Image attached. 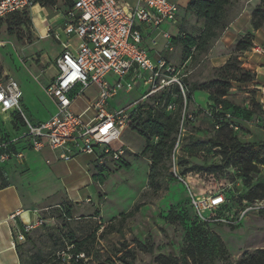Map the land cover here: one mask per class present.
I'll return each mask as SVG.
<instances>
[{"label":"rangeland","instance_id":"rangeland-1","mask_svg":"<svg viewBox=\"0 0 264 264\" xmlns=\"http://www.w3.org/2000/svg\"><path fill=\"white\" fill-rule=\"evenodd\" d=\"M124 1L134 5L137 0ZM231 1L227 9L226 23L235 19L243 7L242 22L247 21V18L251 21L252 12L260 0ZM55 5L60 7L61 2L56 0ZM39 9L44 11L47 21L54 17L58 18L59 22L60 18L62 19V14L55 13L52 5L47 4L45 7H35L32 12L24 15L22 22H17L12 18H4L0 21V79L5 81L12 79L19 84L24 95L21 106L32 124L47 119L56 110L54 101L47 95L45 89L50 84L54 73L52 66L58 54V48L52 38L40 39L46 20L42 21L36 12ZM186 12L185 7L179 5V14L188 17L189 14ZM243 37L238 35L237 38L234 36L231 38V43H227L230 45L227 55L239 56L242 67L251 71L249 66H254V61L259 56L250 49L243 54L236 53V45ZM259 45L262 44L259 43L257 46ZM214 47L215 44L211 48ZM260 47L264 49V46ZM221 50L213 56L226 57L224 49ZM223 52L224 56L221 55ZM208 55L199 56L197 61L187 68V71L194 70L189 78H185L188 84L194 81L206 82L214 78L220 68L208 64L206 58ZM170 56H175L180 61L181 48L176 47ZM259 86L256 79L254 83L247 86L234 83L227 97L232 106L238 108L233 117V123L237 127L235 135L240 142L245 144H264V117L258 105ZM148 89V87L139 85L131 93L121 92L109 101L107 110L132 113L142 103V97ZM199 96L197 94V97ZM83 99H88V97ZM82 104L83 101H79V105ZM209 107L210 105L204 109H198L193 102L186 111V116L191 115L193 120L184 126L186 131L182 133L176 154L177 157L188 159L189 166L222 162L219 151L213 149L208 143L209 138L217 135L221 125L218 123L219 128L216 127L217 124L213 120ZM12 122L11 114L0 112V137L16 136ZM25 132L26 128H23L19 135ZM191 136H194L197 141L193 142ZM145 145L144 138L135 134L128 124L119 143L112 145L114 149L122 146L127 151L125 164L115 163L111 157H107L105 167L101 170L93 165L95 155L76 156L85 161V164L81 166L80 178L86 170L91 168L89 174L93 181L90 188L89 183L85 182L82 189L85 194L81 193V199L77 201H70L67 194L61 190L60 183H56L57 181L49 176L48 171L40 170V167L37 169L30 167L29 172L26 162L16 166L20 161L14 159L1 164L0 186L3 178L10 180L7 174L12 176L15 171L16 177H12V182L33 205V209L40 211L39 215L43 221L41 227L36 228L26 237L21 249L23 264H33L37 256L43 257L44 261L53 255L62 256L68 260L69 257L63 254V251L70 245V232H74L78 238L94 232L97 234V242L92 247L94 264H123L117 261V258L125 252L122 246L124 243H128L130 248L134 249L135 264H160L156 261L159 256H172L179 259L178 264H191L186 250L190 242L188 226L177 217L176 210L188 204L190 193L201 195L206 192L208 195L210 192L213 194L222 192L230 199L224 211L232 215L233 212L243 208L241 196L248 191V187L241 177L239 167L231 166L224 172L212 175L194 171L183 176L181 171L185 167L177 166L178 158L173 157L172 167L165 174L162 188L156 192L148 183L150 161L141 156ZM37 158L38 156L31 155L26 160L30 163ZM262 158H264V148L260 151L259 159ZM12 164L15 165L14 169L10 168ZM50 168L61 170L64 175L68 165L63 162L56 164L52 160ZM259 171L260 173L254 177L252 184L259 177L264 179V166H259ZM174 172H178L183 180L177 179ZM101 173L105 174L106 178L103 184H99L95 179ZM85 186L88 187L85 188ZM28 191L33 194L32 197ZM136 206H139V210L132 217L123 223L116 221ZM61 208L70 209L73 212V219H66L60 213ZM189 222L194 221L189 218ZM111 224L115 228L112 233H110L113 230L110 228ZM98 228L100 230L97 232ZM209 229L205 244L212 257L211 264H227L229 260L235 263L242 259L245 252L252 253L264 248V215L252 213L236 226L213 225ZM103 230L106 233L101 236ZM137 241L147 247L152 246V251H142L137 247Z\"/></svg>","mask_w":264,"mask_h":264},{"label":"built area","instance_id":"built-area-1","mask_svg":"<svg viewBox=\"0 0 264 264\" xmlns=\"http://www.w3.org/2000/svg\"><path fill=\"white\" fill-rule=\"evenodd\" d=\"M54 12L62 14L63 23L54 17L48 20L44 35L40 39L52 38L62 47L54 60L57 74L45 89L56 103L57 110L45 123L32 124L26 117L21 100L23 92L15 80L0 79V112L19 113L25 123L26 132L0 142V164L24 159L23 151L12 150L13 146L27 145L28 149L41 153L45 148L51 151L64 149L60 159L69 162L78 155H95L94 167H105L107 157L115 163L124 162L127 151L124 147L114 149L119 143L132 113L128 111L109 112V101L121 92L131 93L139 85L148 87L142 103L152 96L177 85L185 99L184 84L186 62L176 66L164 57L153 59L151 50L145 44L141 28L151 35V45L156 47L160 39L166 44L164 51L173 52L172 36L162 31L166 23L177 24L179 6L169 0H137L130 5L123 0H58ZM41 5L37 0H0V20L16 13L32 12ZM153 36V37H152ZM254 53L264 57V49L254 45ZM113 77L115 80L111 81ZM92 87L98 90L96 99L86 111H93L94 117L86 121L81 114L73 111L74 102ZM259 101L264 117V86L260 89ZM186 100H184L185 119ZM169 111L175 110L171 104ZM188 117V118H187ZM230 118V115H227ZM237 130V127H232ZM183 122L175 150L179 148ZM91 168L89 169V171ZM177 179L183 178L174 172ZM230 199L222 192L208 195L190 193L189 205L193 214L203 224L236 226L249 214L264 215V199L242 202L243 208L236 212H225ZM230 209V208H229ZM12 218H15L13 216ZM43 224L40 216L32 224L24 225V232L31 233ZM17 229L13 246L25 242V234ZM13 234V232H12Z\"/></svg>","mask_w":264,"mask_h":264},{"label":"trees","instance_id":"trees-1","mask_svg":"<svg viewBox=\"0 0 264 264\" xmlns=\"http://www.w3.org/2000/svg\"><path fill=\"white\" fill-rule=\"evenodd\" d=\"M37 2L42 7H45L47 4L54 6L56 0H37ZM230 5L231 0H191L189 2L187 11L194 14L198 20L204 21V28L198 37L185 34L175 38L174 43L176 45L180 44L183 47V64L188 61L192 64L197 61L199 56L208 54L214 42L221 37L229 24L226 23V20L227 9ZM29 13L30 11L16 13L7 18L22 22L24 15ZM251 25L255 31L263 28L264 0H260V4L253 10ZM253 37L254 35L249 32L241 38L236 45V53L243 54L247 52L248 49L252 51L254 48ZM255 79V73L242 67L239 56H231L227 63L217 70L214 78L206 82L190 85L187 80L184 79L186 88L185 99L180 88L174 85L138 105L133 111L128 124L145 140L146 145L141 156L146 157L150 161L148 183L151 188L156 192L161 190L165 174L171 169L172 158L175 157L178 158V163H176L177 166L185 167L181 171V175L183 176L194 171L197 173L205 172L212 175L224 172V170L231 166L239 167L241 169V177H243L248 187V191L241 196L242 202L244 200L255 201L264 199V179L259 177L256 179L255 183L252 184L254 177L260 173L259 166H264V158L259 159L260 151L264 148V144H245L237 139L235 130L232 127H236L233 123V117L236 111H238V108L232 106L227 99L234 83L247 86L254 83ZM196 91L209 94L211 101L209 110L211 111L213 120H215L217 124L216 127L219 128L218 123L221 124L217 135L208 139L209 145L213 149H217L222 157V162L220 164H195L189 166L190 162L188 159L177 157L176 154L175 147L181 133V124L183 122L184 127L190 122V119H185L183 121L184 100H186L187 103L186 112L189 105L193 102V94ZM171 104L175 106L173 112L168 110ZM258 105L262 114V108L259 102ZM227 115H230V118H228ZM12 117L13 128L15 132L18 133L25 127L24 120L19 113H12ZM10 138L11 136L0 137V142L8 141ZM191 140L193 142L197 141L194 136H191ZM28 147L29 146L23 144L13 146L12 150L15 152L19 150L24 151L28 149ZM1 154L2 151H0V156ZM120 164L125 163L120 162ZM99 169L103 170L104 168L102 167ZM95 179L99 184H103L106 180L105 174L101 173L96 176ZM8 181L5 177L3 178L0 190L9 186ZM138 210L139 206H136L129 213L116 219V221L119 220L120 223H123L126 219L132 217ZM60 213L68 220L73 219V212L70 209L64 210L61 208ZM175 213L181 222L188 226V237L190 238L189 245L186 249L188 260L191 261V264H211L212 257L205 243L209 235V228L214 224L201 223L193 214L189 205V200L186 206L180 207ZM191 214L193 215L192 217L189 216ZM189 218H192L194 222H189ZM110 228L113 229L110 231V233H112L115 228L112 224ZM17 229L24 232V225L17 224L13 226L12 232L15 239L17 237ZM99 230L98 228L97 232ZM119 232L121 233L120 230ZM102 233L101 236H103L106 231L104 232L103 230ZM24 234L26 241V237L29 233L24 232ZM96 242L97 234L95 232L81 238H78L74 232H70V249H68L69 247H65L63 251V254L69 257L68 260L62 256L53 255L48 260L44 261L43 257L37 256L33 264H94L92 247ZM24 243L25 242L18 243L16 241L15 249L19 255L21 264H23L21 249ZM136 243L137 247L142 251H152V246L147 247L138 241ZM122 246L125 252L120 258H117V261L123 264H135L136 256L134 249L130 248L128 243H124ZM156 261L160 264H178L179 259L172 256H159ZM227 264H264V248L257 249L252 253L245 252L240 261L234 263L229 260Z\"/></svg>","mask_w":264,"mask_h":264},{"label":"crops","instance_id":"crops-1","mask_svg":"<svg viewBox=\"0 0 264 264\" xmlns=\"http://www.w3.org/2000/svg\"><path fill=\"white\" fill-rule=\"evenodd\" d=\"M169 1L177 4L178 6L183 5L187 11V6L191 0H169ZM259 4H260V1L258 2L257 6ZM243 9L244 7L241 8V11L238 14V16L228 24L224 33L214 43L215 47L213 49L212 48L210 49V52L208 53L209 55L206 57L208 59V64L210 66L221 68L227 63V61L230 58V56L227 55V50L230 47V45H227V43L229 42L231 43V38L233 36L237 38L238 35L245 36L247 33L251 32L254 35L253 37L254 45L257 46L260 43L262 45H259V46H264V27L258 31H255L251 25V21L249 18H247L246 19L247 21L243 23L242 22V19L244 18ZM36 12H38L40 18H42V21L46 20L45 21V24H46L45 28H46L48 22H47V19H45V16L43 13L44 11L39 9ZM186 13L189 14L188 17L187 16L184 17L181 14H179L177 24L166 23L162 26V31L168 32L173 37L172 38L173 52L175 51L176 47L181 48V56L179 58L180 61H178L177 57L170 56V54L173 52H167L163 50L166 44V41L164 39H160L158 42V45L156 47H153L151 45L150 33L145 28L143 27L141 28L143 36H145V44L150 47L151 57L153 59L164 57L166 60H168L169 62H171L172 64L176 66L183 65V47L182 45H176L174 43L175 38L181 37L185 34L191 35L193 37H198L204 28V21L198 20L194 14L188 11ZM187 19H188V22H186ZM60 23H63V20L61 18H60ZM44 29L40 34V38L41 36L44 35V32H45ZM47 39L48 38H45V40ZM53 41H54L55 46L58 48V54L55 57L56 59L62 52V47L54 39ZM221 49H224L226 57H221V58L214 57L213 54H217L218 50L222 51ZM224 52L221 54L222 56H224ZM254 54L257 55L256 53ZM190 65L191 63L189 62L187 64V68ZM52 67L54 69V73L51 78V82L57 74L54 61H53ZM249 67H250V70L253 73H255L257 76L256 80H257V83H259L260 85L258 87L259 89L258 91H260V89H262L264 86V57L263 56L257 57L256 60L254 61V66L250 65ZM187 68L183 71L186 76L185 78H189L190 74L194 72V70L187 71ZM110 79L111 81L115 80V78L113 77H111ZM196 83L200 84L203 82L194 81L192 84H196ZM97 93H98V90L96 87L90 88L84 93L83 96L77 99L72 106L73 111L77 114L84 115L83 118L86 121H89L94 117L93 111H86V110L89 107V105L93 103L94 100L96 99ZM197 94L200 96L197 97ZM261 95L262 94L260 92L258 102L262 99ZM84 97H88V99H83ZM79 101H83V104L79 105ZM193 102L195 104V107L198 109H204L208 107L209 105H211L209 94L202 92V91H196L193 94ZM54 104H55V109L57 110L56 103L54 102ZM56 110H54L48 116L47 119L38 121V123H33V124L38 125V124L47 122L54 115ZM134 133L136 134L135 131ZM23 153H24V159H23L24 161L23 160L22 162L16 161L17 162L16 166L22 165L24 162H26L29 168V172H30V167L36 168V169L40 167L41 168L40 170L44 169L48 171L47 173L49 174V176H51L52 179L56 180L57 181L56 183H60L61 190L67 194L70 201H77V199L79 198L81 199V195H82L81 193L85 194V192L82 191L85 182L89 183L88 184L89 188L92 186L93 181H91L89 170L88 171L86 170L85 173L83 174V177L80 178L81 166L82 164H85V161H82V158H78V157H75L73 160L69 162H65L61 160L60 156L65 153V150L63 148L58 149L56 151H51L50 149L45 148L41 153H36L31 149H26L23 151ZM31 155H36L38 156V158L28 163L26 158H29V156ZM52 160H54L56 164L58 162H63L67 164L68 165L67 172L63 175L61 170L60 171L58 169L52 170L50 168ZM14 167L15 165L12 164L10 168L14 169ZM14 172L12 176L9 173L7 174V177H9L10 179L8 181L9 186L5 189L0 190V264H21L19 255L15 247L13 246L12 228L14 225H17V224L26 225V224L35 223L38 217L40 216L39 215L40 211L37 209H33V205L26 200L25 195H23L20 189L18 188V186L12 182V177L13 178L16 177ZM88 186H85V188ZM28 194L31 197L33 195L29 191H28ZM13 216H15V218H12Z\"/></svg>","mask_w":264,"mask_h":264}]
</instances>
